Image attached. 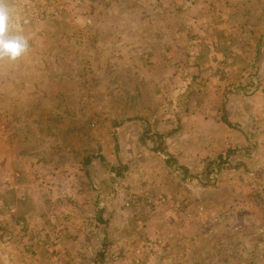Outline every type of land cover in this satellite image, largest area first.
<instances>
[{
	"label": "rangeland",
	"instance_id": "obj_1",
	"mask_svg": "<svg viewBox=\"0 0 264 264\" xmlns=\"http://www.w3.org/2000/svg\"><path fill=\"white\" fill-rule=\"evenodd\" d=\"M225 5L8 0L29 48L0 60V243L24 257L0 264H264V117L236 115L249 91L229 62L188 63ZM205 91L241 139L169 165L167 122L200 123Z\"/></svg>",
	"mask_w": 264,
	"mask_h": 264
},
{
	"label": "crops",
	"instance_id": "obj_2",
	"mask_svg": "<svg viewBox=\"0 0 264 264\" xmlns=\"http://www.w3.org/2000/svg\"><path fill=\"white\" fill-rule=\"evenodd\" d=\"M200 2L205 6L211 7V13L213 14L217 12L214 10V5L222 3L223 0H200ZM224 2H226V5L221 12H218L221 13V19L224 20L223 23L217 27L215 24L208 25L203 30L207 36L210 32H214L211 34L215 35L213 41L217 43L213 44V48L208 55L204 54L195 57L193 60H189L188 63L189 65L193 63L197 67L201 66L203 61L211 58L214 72V67H222V65L224 66V64L229 62L228 82L234 84L233 88L235 84L243 83L245 85L244 89L249 91L247 96L243 97L247 107L243 106L244 103L240 104L238 107L241 110L239 111L237 108L236 115L243 119L247 117L249 127L257 130L260 124L259 120L264 117V0H224ZM227 24L233 30L228 42L229 45L222 42L223 35H227L226 30L231 34V28ZM229 51H231L232 57L228 55ZM252 54L255 55L254 59ZM209 77L215 78V80L219 78L218 75ZM237 87L240 88L239 86ZM209 95L211 97L214 95L218 96V92L217 94L214 92L208 94L205 91L203 97L197 96V98L201 99L200 105L203 106L200 108L201 115L196 116L198 121L201 120L200 123L191 124L185 121V123L181 122L174 125L170 121L167 122V129L175 127L171 129V134L167 138V156L173 159L176 158V162L188 163L192 160L204 162V158L210 155L213 149L216 150L217 147L220 149L226 146L234 147L241 139L236 135L235 129L229 128L227 125L228 123L232 124V122H229L230 118L226 112H222L218 106L214 111H210L211 114H208L209 112L206 108L204 109V107H207L206 99ZM234 96L232 95L231 97L232 101ZM233 105L231 104L232 110ZM237 126L242 128L245 125ZM192 143H194L195 149L189 145ZM141 155L147 154L139 153L137 155L136 158L139 160L140 166L151 164L153 166L151 171L156 175L155 179L160 180L157 174L164 171V169L160 168L163 167L165 161L161 160V164L159 161L153 164L141 157ZM165 188L168 189L167 185ZM9 243L11 245L1 248L0 257H6L9 260L23 258L24 256L21 257L23 250L14 248V245L20 247L22 240L12 237L7 242L0 244L7 245Z\"/></svg>",
	"mask_w": 264,
	"mask_h": 264
},
{
	"label": "clouds",
	"instance_id": "obj_3",
	"mask_svg": "<svg viewBox=\"0 0 264 264\" xmlns=\"http://www.w3.org/2000/svg\"><path fill=\"white\" fill-rule=\"evenodd\" d=\"M13 15L8 0H0V60L17 61L29 48L28 38L12 32Z\"/></svg>",
	"mask_w": 264,
	"mask_h": 264
},
{
	"label": "trees",
	"instance_id": "obj_4",
	"mask_svg": "<svg viewBox=\"0 0 264 264\" xmlns=\"http://www.w3.org/2000/svg\"><path fill=\"white\" fill-rule=\"evenodd\" d=\"M167 163L169 165H172L174 163V160L172 158H170V157L169 158L167 157Z\"/></svg>",
	"mask_w": 264,
	"mask_h": 264
}]
</instances>
